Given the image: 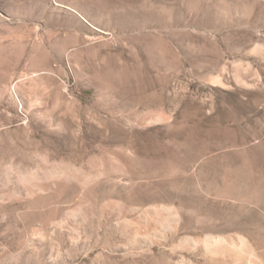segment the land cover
Returning <instances> with one entry per match:
<instances>
[{
	"label": "rangeland",
	"instance_id": "374dc122",
	"mask_svg": "<svg viewBox=\"0 0 264 264\" xmlns=\"http://www.w3.org/2000/svg\"><path fill=\"white\" fill-rule=\"evenodd\" d=\"M252 261L264 0H0V264Z\"/></svg>",
	"mask_w": 264,
	"mask_h": 264
},
{
	"label": "bare ground",
	"instance_id": "6f19581e",
	"mask_svg": "<svg viewBox=\"0 0 264 264\" xmlns=\"http://www.w3.org/2000/svg\"><path fill=\"white\" fill-rule=\"evenodd\" d=\"M93 28H94V30H96L97 32H99V33H105L104 31H102L101 29H99V28H97V27H95V26H93V25H91ZM252 254V253H251ZM252 264H258L257 263V261H252ZM260 264V263H259Z\"/></svg>",
	"mask_w": 264,
	"mask_h": 264
}]
</instances>
